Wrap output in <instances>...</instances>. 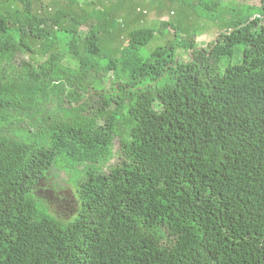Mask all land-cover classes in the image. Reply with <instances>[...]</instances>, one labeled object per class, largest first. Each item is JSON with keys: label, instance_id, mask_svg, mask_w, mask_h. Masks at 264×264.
Here are the masks:
<instances>
[{"label": "trees", "instance_id": "obj_1", "mask_svg": "<svg viewBox=\"0 0 264 264\" xmlns=\"http://www.w3.org/2000/svg\"><path fill=\"white\" fill-rule=\"evenodd\" d=\"M16 1L0 0V264H264V0L207 46L150 52L182 28L141 25L140 2ZM52 175L67 214L36 193Z\"/></svg>", "mask_w": 264, "mask_h": 264}, {"label": "rangeland", "instance_id": "obj_2", "mask_svg": "<svg viewBox=\"0 0 264 264\" xmlns=\"http://www.w3.org/2000/svg\"><path fill=\"white\" fill-rule=\"evenodd\" d=\"M12 1V0H11ZM48 1V0H46ZM81 3L91 0H79ZM133 2L139 3V10L145 18L141 25L150 26L157 30L160 27L161 20H169L181 27L180 33L174 36L171 31L165 32L162 35L158 33L155 35L153 40L145 47L146 52L152 51L159 45H163L168 41L176 42L177 44L188 35L196 34L198 44L206 43L207 46L213 39L216 38L217 30L222 24L224 25L227 19H231L237 13H242L248 6L258 8L260 0H222L218 9L213 11L214 15L203 12L205 5L212 3L215 0H162L166 5V10L163 15H159L158 8L153 6L152 0H132ZM199 1V2H198ZM14 4H17L16 0H13ZM245 3V4H242ZM151 5L148 8L147 5ZM241 4V5H240ZM89 11V9H87ZM228 10V11H227ZM206 11V10H205ZM225 11H227L228 17H226ZM229 12V14H228ZM243 48V47H241ZM177 54L181 57L184 54L182 48L177 49ZM25 57V56H24ZM236 62V58L232 59ZM19 69L22 68L21 63L18 61L14 63ZM116 148H118L120 142L119 138L115 139ZM60 208L55 207L60 214H67L69 212L63 205H58Z\"/></svg>", "mask_w": 264, "mask_h": 264}, {"label": "flooded vegetation", "instance_id": "obj_3", "mask_svg": "<svg viewBox=\"0 0 264 264\" xmlns=\"http://www.w3.org/2000/svg\"><path fill=\"white\" fill-rule=\"evenodd\" d=\"M38 195L42 196L48 201L51 207H58L63 205L66 209L71 211L72 203L74 202L73 190L71 183L65 178L56 177V175L43 178L40 181Z\"/></svg>", "mask_w": 264, "mask_h": 264}]
</instances>
